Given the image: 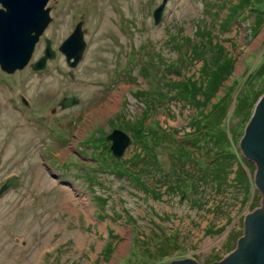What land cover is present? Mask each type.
Returning <instances> with one entry per match:
<instances>
[{
  "label": "rangeland",
  "instance_id": "obj_1",
  "mask_svg": "<svg viewBox=\"0 0 264 264\" xmlns=\"http://www.w3.org/2000/svg\"><path fill=\"white\" fill-rule=\"evenodd\" d=\"M160 1L47 0L31 60L44 37L54 57L0 68V185L17 180L0 193V264H210L236 245L261 201L239 142L264 93V0H167L155 23ZM78 21L70 67L58 45ZM222 61L198 94L203 62ZM116 128L131 139L118 157Z\"/></svg>",
  "mask_w": 264,
  "mask_h": 264
},
{
  "label": "water",
  "instance_id": "obj_2",
  "mask_svg": "<svg viewBox=\"0 0 264 264\" xmlns=\"http://www.w3.org/2000/svg\"><path fill=\"white\" fill-rule=\"evenodd\" d=\"M167 0H161L153 9L154 22L161 19ZM47 0H0V68L12 73L29 63L34 70L43 69L48 59L55 55L51 39L44 37L42 54L31 60L34 46L51 20ZM85 47L81 21L76 22L68 36L58 45L70 67L80 60ZM70 76L73 71L69 70ZM71 94L62 97L58 104L65 108L77 102ZM24 102H26L23 99ZM111 141L110 150L114 156H121L131 139L121 129H113L105 137ZM242 155L256 160L253 182L261 191L259 206L245 216L242 235L234 248L222 259L210 264H264V93L258 100L254 112L245 126L239 142ZM16 178L11 176L0 185V193L15 185ZM164 264H198L193 258L185 257L170 260Z\"/></svg>",
  "mask_w": 264,
  "mask_h": 264
},
{
  "label": "trees",
  "instance_id": "obj_3",
  "mask_svg": "<svg viewBox=\"0 0 264 264\" xmlns=\"http://www.w3.org/2000/svg\"><path fill=\"white\" fill-rule=\"evenodd\" d=\"M202 53L199 52L198 58L200 57ZM200 58H203V56H201ZM223 61L220 64H216V65H212V64H207L203 62V68H202V72H203V80H205V83H198V94H202L204 95L206 98H208L209 94L207 93V89L209 88L210 92L215 93L219 87L221 86V84L223 83V81L226 79V69L225 67H223L224 64H222ZM222 105V104H221ZM225 133H218L216 134V136L218 137V139H221L223 136L224 139H226L225 137ZM223 153H225V151H223ZM228 154H230L228 152ZM222 169V168H220Z\"/></svg>",
  "mask_w": 264,
  "mask_h": 264
},
{
  "label": "flooded vegetation",
  "instance_id": "obj_4",
  "mask_svg": "<svg viewBox=\"0 0 264 264\" xmlns=\"http://www.w3.org/2000/svg\"><path fill=\"white\" fill-rule=\"evenodd\" d=\"M71 95V94H70ZM68 96V95H67ZM64 97V96H63ZM242 157H243V159L244 160H246L251 166H252V169H253V171H252V176H253V178H254V171L256 170V165H257V161L256 160H251V159H247V158H245L243 155H242ZM253 181V180H252ZM253 185H254V188L257 190V192L259 193V195H260V198H261V191L256 187V185L254 184V182H253Z\"/></svg>",
  "mask_w": 264,
  "mask_h": 264
},
{
  "label": "bare ground",
  "instance_id": "obj_5",
  "mask_svg": "<svg viewBox=\"0 0 264 264\" xmlns=\"http://www.w3.org/2000/svg\"><path fill=\"white\" fill-rule=\"evenodd\" d=\"M258 1H259V0H258ZM261 1H262V0H261ZM261 1H260V2H261ZM262 13H263V12H262ZM258 19H259V18H258ZM260 21H261V20H260Z\"/></svg>",
  "mask_w": 264,
  "mask_h": 264
}]
</instances>
